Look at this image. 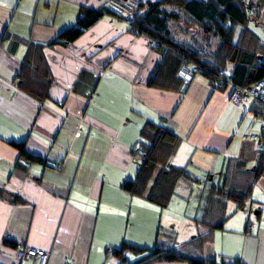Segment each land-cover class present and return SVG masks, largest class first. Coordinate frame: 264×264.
<instances>
[{"label": "crops", "instance_id": "crops-1", "mask_svg": "<svg viewBox=\"0 0 264 264\" xmlns=\"http://www.w3.org/2000/svg\"><path fill=\"white\" fill-rule=\"evenodd\" d=\"M130 4L0 0V264H38L20 259L27 248L46 251V264H120L107 250L123 244L264 264V171L243 204L225 193L230 168L252 169L259 158L258 122L205 76L178 88L174 61L130 32ZM101 8L113 14L68 45H50L81 9ZM39 56L51 80L43 102L17 86L24 58ZM146 123L178 138L169 164L187 175L164 208L146 198L158 169L142 197L123 188L139 169Z\"/></svg>", "mask_w": 264, "mask_h": 264}, {"label": "trees", "instance_id": "trees-1", "mask_svg": "<svg viewBox=\"0 0 264 264\" xmlns=\"http://www.w3.org/2000/svg\"><path fill=\"white\" fill-rule=\"evenodd\" d=\"M120 1L131 3L132 14L128 21L130 32L157 42L159 48L155 50L161 53L163 63L166 59V64L174 61L176 77L182 59H185L199 66L202 70L199 75L209 79L213 86L218 76L224 77L226 74H230L231 83L240 88L264 81V45L260 44L259 38L249 28L252 24H261L258 17L264 15L262 0ZM167 8L179 9L194 22L208 23L213 27L220 43L211 61L204 60L203 56L189 45L174 40L166 22L168 18L175 16L169 14ZM101 14L112 15L113 12L108 8L96 11L81 9L74 26L62 31L50 45H68L74 42ZM33 62L27 57L24 58L17 86L28 96L43 102L47 97L51 80L43 58L39 56ZM182 84L179 79L178 88ZM178 144V138L162 125L146 123L140 132V140L134 151L140 159L139 169L134 180L125 182L123 188L132 195L142 197L158 169L146 198L161 208L166 207L177 181L187 177L183 168L169 164ZM12 145L19 151L20 156L28 161H36L25 154L22 143ZM230 170L231 183L225 192L226 199L239 206L248 199L252 182L264 171V152L257 159L254 168L249 170L230 168ZM108 251L109 249L107 255ZM110 251L111 255H115L120 260V264H153L158 261L213 264L211 261L194 257L186 250L182 252L162 248L148 250L123 244L120 248ZM126 251L133 256H143L130 262L128 258L123 257Z\"/></svg>", "mask_w": 264, "mask_h": 264}, {"label": "built area", "instance_id": "built-area-1", "mask_svg": "<svg viewBox=\"0 0 264 264\" xmlns=\"http://www.w3.org/2000/svg\"><path fill=\"white\" fill-rule=\"evenodd\" d=\"M144 37V36H143ZM150 48L157 49L159 44L155 41L147 40ZM202 73L199 66L193 64L189 60L182 59V63L178 68L177 77L183 84H188L193 81L195 76ZM222 73V72H221ZM221 75V74H220ZM214 88L217 90L228 91V100L235 106L241 108H249L252 116L259 124V130L255 135L257 142V156L264 152V83H256L251 86L240 88L231 83V75L226 74L224 77L218 76L214 82ZM61 165H55V169H60ZM112 252L108 251V256ZM130 253L124 252L123 257L129 258ZM19 257L22 260H37L38 264H46L48 253L41 249L27 248L21 250ZM125 264V263H122Z\"/></svg>", "mask_w": 264, "mask_h": 264}, {"label": "rangeland", "instance_id": "rangeland-1", "mask_svg": "<svg viewBox=\"0 0 264 264\" xmlns=\"http://www.w3.org/2000/svg\"><path fill=\"white\" fill-rule=\"evenodd\" d=\"M167 11H170L168 13L174 14L175 16V18H168L166 25L174 39H177L176 42L189 45L194 51L201 54L204 60L211 61L220 43L219 37L213 27L204 22L196 23L189 19L184 13L177 12V9L167 8ZM258 19L261 24H252L249 28L250 31L259 38L260 44L264 45V15H262L261 18L258 17ZM262 83H264V81ZM223 91L226 92L225 90ZM246 109L249 110V108Z\"/></svg>", "mask_w": 264, "mask_h": 264}]
</instances>
